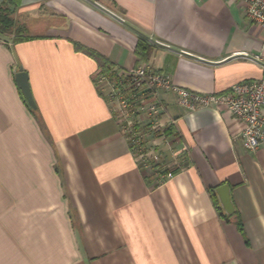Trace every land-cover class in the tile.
Masks as SVG:
<instances>
[{
    "label": "crops",
    "instance_id": "1",
    "mask_svg": "<svg viewBox=\"0 0 264 264\" xmlns=\"http://www.w3.org/2000/svg\"><path fill=\"white\" fill-rule=\"evenodd\" d=\"M0 9L18 25L0 35V264H264V145L244 150L243 125L223 107L189 111L160 93L180 168L159 184L132 158L96 81L102 64L143 65L202 95L260 79L251 57L264 61V29L243 6L0 0ZM139 34L153 45L147 63L133 53ZM20 71L35 109L15 84ZM160 143L151 144L171 164ZM223 185L239 226L214 207L210 190Z\"/></svg>",
    "mask_w": 264,
    "mask_h": 264
},
{
    "label": "built area",
    "instance_id": "2",
    "mask_svg": "<svg viewBox=\"0 0 264 264\" xmlns=\"http://www.w3.org/2000/svg\"><path fill=\"white\" fill-rule=\"evenodd\" d=\"M236 1L243 6L245 17L264 29V0ZM251 59L264 70L260 56L253 55ZM105 79L110 85L107 91L110 111L127 141L132 158L142 171L153 174L159 184L171 179L174 169L180 168L176 161L179 153L167 142L165 130L171 125L162 120L165 109L159 99L160 93L173 94L175 104L189 111L223 107L243 125L237 141L244 150L252 152L264 145V75L208 95L183 90L165 74L143 65L125 71L114 70L110 77L103 75L96 81L100 84ZM157 139L168 146L174 160L171 164L165 160L163 152L155 150L151 144Z\"/></svg>",
    "mask_w": 264,
    "mask_h": 264
},
{
    "label": "trees",
    "instance_id": "3",
    "mask_svg": "<svg viewBox=\"0 0 264 264\" xmlns=\"http://www.w3.org/2000/svg\"><path fill=\"white\" fill-rule=\"evenodd\" d=\"M13 26H14V21L10 19V16L4 10L0 9V35H7L12 33L11 31H15ZM136 40L137 41L133 53L135 54V56L139 61L147 63L152 54L151 52L153 50V45L148 40H146V37L144 35L141 34H139V37ZM99 68L105 75L110 74L113 70V68L107 64H102ZM165 131H166V136L172 135L171 126ZM209 194L211 195L213 204L215 205L214 207L216 208L218 215L227 221H234L235 223H237V226H239L238 225L239 223L237 222L236 219L237 213L234 212L231 216L227 217V215H225L222 209L219 207V203L217 201L216 194H214L213 189L210 190Z\"/></svg>",
    "mask_w": 264,
    "mask_h": 264
},
{
    "label": "water",
    "instance_id": "4",
    "mask_svg": "<svg viewBox=\"0 0 264 264\" xmlns=\"http://www.w3.org/2000/svg\"><path fill=\"white\" fill-rule=\"evenodd\" d=\"M15 84H17V87L19 88L22 97L25 99L27 105L31 109H35V102L33 98L31 97V92L29 89V85L27 84V74L25 72H18L15 74ZM229 188L225 185L218 187L214 194H216L219 207L222 209L225 215L231 216L234 213V208L232 206L230 197H229Z\"/></svg>",
    "mask_w": 264,
    "mask_h": 264
},
{
    "label": "rangeland",
    "instance_id": "5",
    "mask_svg": "<svg viewBox=\"0 0 264 264\" xmlns=\"http://www.w3.org/2000/svg\"><path fill=\"white\" fill-rule=\"evenodd\" d=\"M13 28H18V25L14 22V26H13ZM24 29V31L26 30L25 28H23ZM15 30V29H14ZM101 76H103V75H101L100 74V78H101ZM108 77H110V74H108L107 75ZM108 82H107V80L105 79V81H103L102 80V82L100 83V84H98V86L100 87V88H103V90H107L108 91V89H109V87H110V85H109V83L107 84ZM110 104V103H109ZM156 150V149H155Z\"/></svg>",
    "mask_w": 264,
    "mask_h": 264
}]
</instances>
